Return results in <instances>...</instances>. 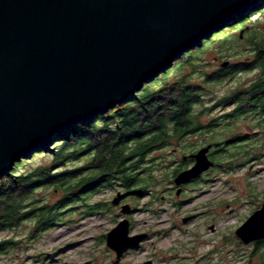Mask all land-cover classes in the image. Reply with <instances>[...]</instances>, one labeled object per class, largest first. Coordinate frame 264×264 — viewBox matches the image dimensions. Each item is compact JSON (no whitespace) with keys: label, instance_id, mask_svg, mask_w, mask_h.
Returning <instances> with one entry per match:
<instances>
[{"label":"water","instance_id":"water-1","mask_svg":"<svg viewBox=\"0 0 264 264\" xmlns=\"http://www.w3.org/2000/svg\"><path fill=\"white\" fill-rule=\"evenodd\" d=\"M262 1L0 0V175L52 146L56 134L125 102ZM211 148L190 155L194 164L173 179L178 193L215 165ZM129 196L143 189L119 191L112 204ZM120 211L125 217L106 235L115 264L147 238L130 235L133 207ZM236 235L264 239V203Z\"/></svg>","mask_w":264,"mask_h":264},{"label":"rangeland","instance_id":"rangeland-1","mask_svg":"<svg viewBox=\"0 0 264 264\" xmlns=\"http://www.w3.org/2000/svg\"><path fill=\"white\" fill-rule=\"evenodd\" d=\"M250 19L246 30H235L212 41L198 55L195 66L186 65L167 77L169 82L185 77L204 87L203 102L195 106V111L201 113L203 123L214 119L217 130L173 141L172 145L148 156V160L155 159L156 166L149 193L132 197L127 203L139 208L133 216L132 233L149 227L153 238L142 247L127 251L118 264H143L150 256L156 258L155 264H252L248 263L251 249L238 244L235 230L264 201V125H260L264 123L261 116L253 114L228 120L225 112L233 105L207 110L228 93L248 87L260 75L259 69H254L227 76L222 81L207 82L208 74L252 59L251 38L256 33L253 39L257 40L264 34V10ZM225 28L228 27L221 30ZM226 62L228 64L222 66ZM243 134L247 135V140L228 147L223 143L226 150L214 154L219 147L215 146L216 142ZM207 144L212 145L209 153L215 165L203 175L206 182L188 185L184 195L178 197L173 183L175 170L186 168L183 157ZM88 159L87 155L81 156L66 162L65 167L82 166ZM25 160L21 172L50 165L53 157L49 151L39 155L32 153ZM119 191L123 189L116 185L92 195L91 202L111 204L108 210L85 215V207L80 202L75 213L67 217L68 221L38 236L30 235L35 219L15 229L0 231V239L17 242L0 254V264H115L116 252L107 245L106 235L125 217L120 207L111 203ZM64 193L63 187H42L35 197L40 199L39 204L46 201L53 204ZM187 214H194V220L183 222ZM212 224L215 231L210 229ZM240 255L242 257H237Z\"/></svg>","mask_w":264,"mask_h":264},{"label":"trees","instance_id":"trees-1","mask_svg":"<svg viewBox=\"0 0 264 264\" xmlns=\"http://www.w3.org/2000/svg\"><path fill=\"white\" fill-rule=\"evenodd\" d=\"M263 10L264 1L254 6L247 15L237 17L228 28L184 53L167 71L145 84L139 92L130 95L125 102L93 120L80 122L56 134L52 146H40L33 152L38 155L52 152L53 161L50 165L39 166L31 172H21L27 157L0 175V231L15 229L25 221L35 219L30 235L38 236L68 221L67 217L75 213L73 211L80 207V202L85 207V215L108 210L111 207L108 202L90 200L92 195L106 187L117 185L126 191L140 186L143 196L147 195L156 168L153 164L155 159H147L149 155L172 145L173 141L180 142L184 137L206 131L216 132L218 125L214 119L203 123L201 113L195 111V106L203 102V86L189 82L185 77L174 82H169L167 77L186 65L195 66L198 55L212 41L235 30H246L247 21ZM253 38L252 59L230 64L227 69L208 74L207 82L222 81L227 76L254 69H259V77L248 87L221 97L207 108L208 111L218 106L226 109L233 105L230 111L225 112L228 120L253 114L261 116V122L264 123V34L257 40ZM247 138L243 134L216 142L215 146L219 147L214 154L225 151L224 144L228 147ZM85 155L89 157L87 164L76 168L65 167L66 162ZM185 157L188 158L183 157V163L189 165L192 160L189 156ZM180 171L175 170L174 175ZM196 182L206 181L201 177ZM42 187H63L65 193L53 204L47 201L39 204L40 199L35 197V193ZM16 243L11 239H0V254L6 253Z\"/></svg>","mask_w":264,"mask_h":264},{"label":"flooded vegetation","instance_id":"flooded-vegetation-1","mask_svg":"<svg viewBox=\"0 0 264 264\" xmlns=\"http://www.w3.org/2000/svg\"><path fill=\"white\" fill-rule=\"evenodd\" d=\"M208 145V144H207ZM202 147H204V146H202ZM200 149V148H199ZM198 149V150H199ZM197 150V151H198ZM193 154V153H192ZM192 154H190V155H192ZM190 155H185V156H189L190 158H191V156ZM184 156V157H185ZM209 157H210V153H209ZM188 157H186L185 159H187ZM191 163L188 165V166H186V168H188V167H190V166H192L193 164H194V162H195V160L193 159V158H191ZM186 168H184V169H186ZM210 170V169H209ZM205 173H208V171H206ZM205 173H203L198 179H196V180H193L192 182H190V183H188V184H185V185H182V190H181V192H179L178 193V189H179V186H176L175 187V190H176V195L178 196V197H182V195H184V193L186 192V189H187V186L188 185H190V184H192V183H195L197 180H200L201 179V177H203V175L205 174ZM174 183V182H173ZM124 191V190H123ZM132 197H136V196H129V197H127V198H125L122 202H121V204H120V206L122 205V204H125V203H127V201H128V199H130V198H132ZM137 197H139V196H137ZM264 203V201L253 211V212H255L257 209H259L261 206H262V204ZM119 206V207H120ZM133 207V209H134V212L132 213V214H130V215H128L129 216V220H130V235H138V234H140V233H145V234H147V238L143 241V242H141V245H140V247H142V245H143V243H145V242H147V241H149V240H151L152 238H153V236H152V233L150 232V228L149 227H147V228H144V229H142V230H138V231H136V233H132V227H133V216H134V214H136L137 212H138V210H139V208H137V207H135V206H132ZM252 211L250 212L251 214L253 213ZM251 214H249V216L251 215ZM184 218H183V222H184V219L185 218H188V217H190V219L187 221V222H190V221H192V220H194V218H195V215L194 214H187V215H185V216H183ZM247 219H248V217H247ZM246 219V220H247ZM246 220H243L242 221V223L241 224H238V226H237V228L239 227V226H241ZM186 223V222H185ZM211 230H216V227H215V224H212V226H211V228H210ZM155 236H156V234H155ZM235 236H236V241L238 242V244L239 245H242V246H244V247H247V248H249V249H251V252L249 253V256H250V260L248 261V263H252V264H264V257H263V252H264V239L263 238H261V239H255L254 241H251V242H249V243H244L240 238H238V236L236 235V230H235ZM139 247V248H140ZM131 250H133V249H130V250H128V252L129 251H131ZM246 251V250H245ZM237 257H242L241 255L240 256H237ZM150 263V264H155L156 263V258L154 257V256H150V257H147L146 259H145V261L143 262V264H147V263Z\"/></svg>","mask_w":264,"mask_h":264},{"label":"bare ground","instance_id":"bare-ground-1","mask_svg":"<svg viewBox=\"0 0 264 264\" xmlns=\"http://www.w3.org/2000/svg\"><path fill=\"white\" fill-rule=\"evenodd\" d=\"M209 250H211V249H209Z\"/></svg>","mask_w":264,"mask_h":264}]
</instances>
